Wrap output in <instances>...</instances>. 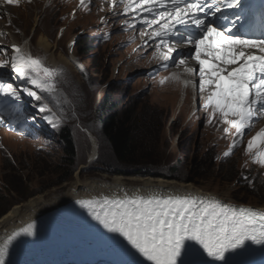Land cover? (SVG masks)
<instances>
[{"label": "rangeland", "instance_id": "374dc122", "mask_svg": "<svg viewBox=\"0 0 264 264\" xmlns=\"http://www.w3.org/2000/svg\"><path fill=\"white\" fill-rule=\"evenodd\" d=\"M76 1L79 0H21L19 5L0 3V24L7 18L11 19L13 22L10 20V24L21 41H31V54L43 59L46 66L62 71L48 104L51 114H55L56 127L41 118L43 113H37L31 107V98L27 96H23L21 109L0 111V120L11 124L10 129L0 125V190L7 194L9 204L5 210L1 209L3 213L0 218L13 207L23 206L31 198L46 201L64 194L76 175L81 180L108 182L113 178H123L127 179L129 186H137L141 179H164L192 185L235 205L264 211V168L253 164L251 157L245 154L247 141L264 129V116L233 150L228 163L221 164V155L232 143V140L229 143V135L223 131L227 125L220 123L218 114L211 123L208 122L210 110L203 105V97L207 93L183 86L181 81L184 79L180 74L184 66L170 67L158 72L154 78L150 77L152 72L148 70L157 68L164 61L152 56L154 42L148 40L147 36H140L139 23H136L133 33L129 31L130 28L121 31L133 23L132 15L120 19L119 13L114 15L109 11L105 0H91L87 9L81 8L75 12ZM101 7L103 11L99 10ZM61 29L63 33L59 37ZM105 29L110 34L106 41L101 44L92 41L90 46L86 44L88 42L85 43L87 38ZM40 36L47 39L51 47L49 52L36 47ZM5 37L0 36V49H4L7 55L0 52V60H10L12 55L11 49L3 44ZM137 38L148 41L152 46L130 52ZM188 66L195 67L192 62ZM0 71L7 72L14 84L23 86L22 81L11 79L15 74L10 66ZM146 72L150 75H145ZM173 73L179 76V80H169L164 85L159 83ZM190 77L187 79L191 80ZM198 80V76H193L197 84ZM86 82L89 84L86 85ZM108 90L113 95L108 98L105 107L99 93ZM121 111L127 112L128 117L122 123L124 128H137L147 134L143 138L141 134L138 135L137 140L140 148L138 154L143 159L140 172L144 171L146 176L136 175L137 169L118 163L100 132L97 118L109 113L116 116ZM33 115L36 118L31 121ZM68 124L73 131L77 152L74 165L65 169L61 161L64 155L59 130ZM94 144L96 155L89 161ZM227 165L236 171L235 180L229 181L225 177L228 175L224 174ZM242 173L250 176L254 187L242 181ZM65 175L68 177L63 179ZM134 179H137L135 184L129 183ZM11 188L17 192H10ZM80 212L87 213L76 205L59 217L51 216L39 222L40 229L36 230L35 236L18 238V242L9 246L6 264L26 261L25 264H48L56 254L64 256V264H103L104 257L112 258L108 249L87 245L90 242L83 237H79V240L73 235V242L77 245L72 242L68 222L72 217H78ZM62 262L55 260L53 263Z\"/></svg>", "mask_w": 264, "mask_h": 264}, {"label": "snow or ice", "instance_id": "6c2138e0", "mask_svg": "<svg viewBox=\"0 0 264 264\" xmlns=\"http://www.w3.org/2000/svg\"><path fill=\"white\" fill-rule=\"evenodd\" d=\"M107 2L114 15L118 7L123 8V15L134 13L133 23L121 31L135 29L139 23L140 36L154 42L152 56L165 63L152 70L153 78L161 70L182 65L185 74L199 77L198 84L185 80L183 86L191 85L193 90L207 93L203 105L210 110L208 122L218 114L220 123L228 125L224 133L233 135L223 153L225 158L230 157L264 116V0L255 9L259 20L255 27L248 19L254 6L245 0ZM0 3L19 5L21 0ZM90 3L91 0H79L78 7L87 9ZM6 35L0 32V36ZM144 45L152 46L148 41ZM177 45H187L188 50L178 51ZM0 52L7 55L4 49ZM11 52L10 60H0V69L10 66L15 74L11 79L22 81L23 86L11 82L7 72H0V111L21 109L23 96H27L37 113H50L41 118L56 127L55 114H51L48 103L56 91L61 69L46 66L43 59L15 43L11 44ZM188 60H195L198 70L188 66ZM231 65L235 67L229 70ZM169 80L177 81L179 76L173 73L159 83L164 85ZM3 123L0 120V125ZM245 154L253 164L264 168V129L247 141ZM241 176L244 183L254 187L249 175ZM76 203L96 222L87 226L113 255L111 264H264V211L212 197L165 196L156 192L105 193ZM35 235L33 223L9 235L0 244V264H6L9 246L17 238ZM257 255L258 262L253 259Z\"/></svg>", "mask_w": 264, "mask_h": 264}, {"label": "bare ground", "instance_id": "6f19581e", "mask_svg": "<svg viewBox=\"0 0 264 264\" xmlns=\"http://www.w3.org/2000/svg\"><path fill=\"white\" fill-rule=\"evenodd\" d=\"M10 20H9V18H7L5 20V22L0 24V31L4 30L7 33V35L5 37L6 41L3 44L7 45V47H9L11 49V44L15 43L17 45L24 47L26 50L31 52V50H32L31 41L26 39V41H28V43L24 44V40L21 41V39L17 36L15 31L13 30V28L10 24L11 23ZM180 46L178 45V47H179V48H177L178 51H181V52L187 51L185 47L182 48ZM36 47L38 49L44 51V52H49L51 49L47 39L43 36H40V38L38 39V43L36 44ZM53 62H55V61H53ZM190 62H193L194 66H196L197 68L199 67V65L196 64L195 60H188L187 65ZM178 68H180V67H178ZM229 70H230V66H229ZM180 77H182L184 79L183 81H185V80L193 81V76L190 77L191 80L187 79V77H189V76L187 74H185L184 71L180 74ZM183 81H181V82H183ZM188 87H191V85H189ZM92 147H93V149H92V152L89 156V161H92L96 155V150H97L96 145L94 144ZM136 180L137 179L131 180L133 182H129V183L135 184L134 181H136ZM123 192H128L131 194H137V193H141V192H156L158 194L165 195V196H167V195H173V196L181 195V196H183V195L191 194L194 196L205 197V198L212 197V198L219 199L220 201H222L224 203L235 205V204L227 201V199H225L223 197H218L216 194L210 195L201 189L194 188L192 185H185L183 183H175V182H171L169 180H164V179H152V180L151 179H141V180H139V184L137 186H135V185L129 186L127 183V179L124 180L123 178H118V177L113 178V179H111V181L108 182L105 180L100 181V180H94V179L93 180H81L76 175L74 182L70 185L69 189L64 194L58 195L57 197L51 198L49 200L47 199L46 201L43 198H31L23 206H21V207L15 206L10 211H8L4 216H2L0 218V244H2L4 242V240L9 235L13 234L15 231H18L20 228L27 226L28 223H33L35 225V231L40 229L39 228L40 224H38L39 222L46 220V219L50 218L51 216L57 215V217H59V216L65 214L64 212L67 213L68 211H70L72 209L73 206L78 205L76 203V201L78 199H91L94 197L100 198V196L105 194V193L119 195V194H123ZM56 209H57V211H54ZM52 211H54V212H52ZM44 213H45V215L43 216L42 214H44ZM95 224H96V222L93 221L85 212L84 213L80 212L78 217H76V218L72 217L71 220L68 222L69 235L71 237L72 242L74 240V237L76 239H79V240H80L79 237H83V239L87 240L86 242H90L87 245L92 244L96 249L106 250L107 247L105 246V244L103 242H101L96 237L95 233L92 232L87 226V225H95ZM96 227H99V226L96 225ZM81 230H82L83 234H87L88 236H84L83 234L79 235ZM100 231L103 232L104 230L100 229ZM73 235H74V237H73ZM105 235H110V234L105 233ZM51 236H53V235H51ZM18 240L19 239L17 238V240L14 241L10 246H12L14 243L18 242ZM82 241H84V240H82ZM73 243H76V242H73ZM76 245H77V243H76ZM59 247L61 248V246H59ZM22 249H21V251H22ZM44 252L45 251H43V253ZM13 258H14V256L11 257V259H13ZM104 258H106V259H104L103 264H111V261L114 259V257L111 258L110 256H106ZM55 260L56 261L63 260V262L60 264L65 263L64 256H62V254H56L49 259L48 264H54L53 262ZM8 261L9 260H7V262ZM26 262L21 263V264H25ZM10 263H11V261H10Z\"/></svg>", "mask_w": 264, "mask_h": 264}, {"label": "trees", "instance_id": "16d2710c", "mask_svg": "<svg viewBox=\"0 0 264 264\" xmlns=\"http://www.w3.org/2000/svg\"><path fill=\"white\" fill-rule=\"evenodd\" d=\"M96 44H101L103 42L102 37L100 35H97L96 37H94ZM88 42V43H86ZM85 43L88 45L89 41H85ZM85 46V44H84ZM96 50V47H93ZM83 49V48H82ZM81 52L83 53V50H81ZM89 84L86 82V85ZM113 93L110 92V90L103 92V93H99V97L100 100L102 101V103L106 104L108 98L110 96H112ZM49 104V103H48ZM109 106V105H107ZM106 107V106H105ZM127 112L125 111H121L118 115H113V114H104L101 118H97V121L100 124V132L102 133V135L104 136V138L106 139V141L108 142L109 146H110V150L114 156V158L117 160L118 163L122 164L125 167L128 168H135L137 169V171L135 172L136 175L139 176H146L144 171L140 172V167L143 165V159H141L140 155L138 154L140 148L138 145L137 140L139 139L140 136L138 135H142L143 137H146L147 134H145L143 130L134 128L132 129H128V128H124L122 123H124L123 121H125L126 119H128V117H126ZM50 114V113H47ZM68 127V128H67ZM60 133V141H61V145L63 147V157L61 158L62 164H65L64 168L65 169H69L71 166L74 165L75 159H76V145H75V140H74V135H73V131L71 130V128L69 127V124L67 126H65L64 128L59 130ZM229 158H225L224 155H221V164L225 165L226 163H228ZM7 160V159H6ZM152 164V163H151ZM159 163H156L155 165H157ZM227 169L224 172L225 177H227V180L231 181V180H235L237 178V173L236 171L232 168L230 169V167L227 165L226 166ZM176 169V167L174 168ZM68 176L65 175L63 177L67 178ZM162 178V177H161ZM8 189H4V191ZM12 191L10 192H17L16 189L11 188ZM3 194V195H2ZM11 194V193H10ZM7 194L4 195V192H2V190H0V214L3 213V211L1 210L2 208L5 210L7 208V206L9 204H7Z\"/></svg>", "mask_w": 264, "mask_h": 264}]
</instances>
